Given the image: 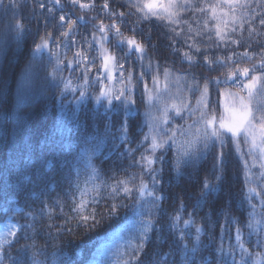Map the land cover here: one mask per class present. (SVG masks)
I'll return each instance as SVG.
<instances>
[{
	"label": "trees",
	"instance_id": "obj_1",
	"mask_svg": "<svg viewBox=\"0 0 264 264\" xmlns=\"http://www.w3.org/2000/svg\"><path fill=\"white\" fill-rule=\"evenodd\" d=\"M16 2L18 7L14 9L0 8V73L7 79V87L0 91V225L11 221L27 227V238L11 250V259L17 258V249H25L20 255L27 264H33V254L37 264H91L101 248L114 240L144 205L137 192L141 177L150 190L154 188L162 197L155 205L152 197L146 201L147 219L154 221L146 253L157 250V238L162 244L159 251L170 250L169 245L178 237L168 225L179 214L182 221H194L188 228L181 222L176 229V233H188L185 242L189 248L195 240V228L202 229L196 254L198 264H221L222 258L233 264V256L236 264H257L264 259V209L260 207L261 197L250 201L248 193L250 187L264 191V183L258 159L252 167L254 157L248 154L249 145L241 137L237 150L236 141L228 136L223 149L218 144L210 145L207 150L193 152L190 160L182 155L184 142L194 139L195 122L199 120L200 91L194 83L202 87L206 79L211 81L209 101L221 114L222 102H228L227 95L221 93L239 92L245 81L240 76L225 84V76L236 68H250L259 62L264 47L259 13H264V5L247 0L249 8L236 5L234 12L226 0H190L189 5L180 0L177 22L170 24L154 17L138 20L140 14L127 7L128 0H109L110 8L125 13L123 23L119 17H109L101 10L103 0H96V7L86 11L65 4L63 12L55 10V18L37 6L48 5V0ZM60 14L73 20L83 16L70 38L59 35ZM14 16L28 29L19 39L8 30ZM45 18L49 21L47 28ZM101 21L105 25L117 23L123 37L134 38L146 48L143 61L138 59L139 53L124 58L114 47V30L108 33L110 43L105 47L124 63L123 68H114L115 82L117 87H125L126 96L135 101L128 106L130 111L119 100L112 107L104 102L101 107L94 104L104 83L98 79L103 34L97 32L93 40L94 26ZM250 27L257 31L250 33ZM46 30L53 33L49 48L34 53V42ZM88 43L93 47L89 48ZM123 49L128 50L126 43ZM78 50L88 55L87 66L76 62L74 54ZM186 52L192 56L191 62L184 56ZM244 52L249 55H242ZM205 56L210 61L223 60L224 64L213 63L210 68ZM69 61L73 62L71 66ZM121 72L125 77L131 74V85L122 80ZM216 78L221 81L219 86ZM105 81L107 85L108 80ZM81 91L85 93L83 97ZM123 123L128 126L127 133L121 130ZM171 130H176L175 144L168 139ZM150 132L167 141L155 153L157 157L163 153V159L151 165L156 170L155 183L153 174L141 167V155L150 154L146 151L151 148ZM145 136L149 139L145 140ZM220 151L224 153L222 164L216 159ZM221 172L223 190L198 204L204 181L215 184ZM120 180L132 188L130 197L124 195L123 186L118 195L112 193ZM82 200L85 205L80 211L88 215L95 209L99 223L89 220L88 226L82 224L79 213L73 211ZM113 203L118 210L109 216ZM252 204L256 205L254 216ZM250 218L255 231L247 227ZM237 228L248 249L244 261L237 246ZM136 242L137 239L132 247ZM131 255L132 250L121 263L130 260ZM182 256V252L175 251L168 259L181 264ZM144 259L142 253L141 260Z\"/></svg>",
	"mask_w": 264,
	"mask_h": 264
},
{
	"label": "snow or ice",
	"instance_id": "obj_2",
	"mask_svg": "<svg viewBox=\"0 0 264 264\" xmlns=\"http://www.w3.org/2000/svg\"><path fill=\"white\" fill-rule=\"evenodd\" d=\"M229 3L232 10L235 12L236 5L240 8L247 9L251 5L244 0L241 3V0H226ZM190 0H183V5H189ZM65 4H70L73 8L79 7L81 10H92L96 7V0H88V2H82V0H65L62 3V0H48V5L44 3H40L37 6L43 11L46 9L47 13L53 15L55 18V10L60 9L63 12ZM258 5H264V0H257ZM18 7L16 0H7V5H5V0H0V8H5L6 10L14 9ZM127 7L132 9L134 8L137 13L140 15L137 17L138 20L141 19H165L168 23H176L175 17L180 14L182 4L180 0H165L163 3H158L157 0H128ZM101 10L105 11L109 17L116 18L119 17L121 19V23H123V17L125 16L124 12H116L112 8H110L109 0H103L101 5ZM203 11L204 9H199ZM259 25L264 28V13H259ZM96 19L95 17L92 18ZM255 19V17H253ZM83 21V16L73 20L69 16L64 14L59 15V35L64 38H70V35L73 33L76 25ZM49 21L45 18V26L47 28ZM67 29V30H64ZM8 30L10 33H14L17 39L21 38L24 33L28 31L22 20H17L15 16L13 17L12 23L8 26ZM114 30V35L116 37V44L114 47L123 53L124 58H130V55L134 53H139V60L143 61L144 54L146 52L145 45L141 42L137 41L134 38H125L123 37V33L120 31V26L117 23H112L110 25H105L102 21L98 26H94L93 30V40H96V33L103 34L100 37V56L103 61V68L105 72H108V79H111V71L109 65H112L114 68H123L124 63L122 62V58L118 57L116 53L110 52L105 45L110 43L108 40L109 31ZM134 31V29H133ZM257 29L250 27L249 32H256ZM219 34V29H217ZM53 39V33L49 31H45L44 35L39 36L38 42H34L33 52L34 53H42L45 49L49 48V41ZM87 42V41H86ZM74 44L75 41L72 40ZM128 45V50L125 52L123 49L124 44ZM233 43H238V41H233ZM251 45H249L250 47ZM88 47L92 48L93 44L88 43ZM189 48L192 45H188ZM134 50V52H133ZM199 51V48L196 49ZM77 57V63H85L87 66L88 55L85 51L78 50L75 54ZM242 55L248 56V52H244ZM184 56L192 61V56H190L187 52L184 53ZM228 60H231L232 57H227ZM206 63L211 65L213 63L216 64H224L223 60H215L210 61L207 56L204 57ZM73 62L69 61L68 65L71 66ZM90 70V69H89ZM259 73V74H257ZM122 80L126 79L128 81V85H131V74L127 77L124 76V73H120ZM165 77L168 76V72L165 71ZM143 76V73H141ZM243 76L245 81L240 85V91L236 93H221V95H227L228 102L225 104V110L223 114H218L216 111V107L212 105L209 101V84L211 81L205 80L204 84L201 85L199 83H194V87L200 91V98L197 100V104L200 106L198 108L199 111V120L195 123L202 124V129L197 127L196 134L193 140H186L184 142L185 151L182 155L188 157L190 160L193 156V152L199 153L201 149L207 150L209 146L215 147L217 144L223 149L227 144V136L233 138L236 141L237 150H239V142L240 138H243L244 143L249 145L250 156L254 157V163L252 167H255V159H258L260 163V168L262 169L260 173L261 182L264 183V47L261 48L260 59L259 62L253 64L250 68L244 67L243 69L236 68L233 71L229 72L224 79V83L227 84L233 78H238ZM53 78H55V74H53ZM99 79V77H98ZM87 81V77H85ZM155 82V78H154ZM215 84L219 86L221 81L219 78H216ZM7 87V79L0 73V91ZM145 89H147V85L145 84ZM240 93H245V95H241ZM85 93L83 91L80 92V96L83 97ZM123 98V99H122ZM97 103L101 101H106L107 104L112 107L113 100H119L125 106L126 110L130 111L131 109L128 107L131 104H134L135 101L132 100L129 96H126L125 90H118L115 95H111L105 89H101L100 94L97 96ZM202 109V110H201ZM177 115H180V111L177 110ZM163 123L167 124V119L163 120ZM191 127V126H190ZM121 130L124 133L128 132V126L126 123L121 124ZM171 136L168 139L172 140V143L175 144L176 130H171ZM183 134V133H181ZM145 140H148L149 137L145 136ZM167 141L163 137H152L151 138V148L146 149L150 154L149 155H141V167L152 173V180L155 183L156 176L154 175L155 169L151 167V165L155 164L157 161H161L163 159V153L161 156L157 157L155 155L158 149L163 148L166 145ZM217 161L221 164L224 162V153L220 151L216 157ZM216 167V165H214ZM247 168L248 165L246 164ZM248 173L246 172V183H247ZM135 179V177H133ZM141 182L139 187L137 188V192L140 197L143 198L145 193L148 196L152 197V203L155 205L157 200L162 199L161 196L156 194L155 189L148 190L147 185L144 183L143 177L140 178ZM31 182V181H30ZM223 184V175L216 176V183L210 184L207 180L204 181L202 188L198 194L197 203L199 204L200 200L203 199L205 202L208 200V197L212 195V193L216 191H222ZM121 186H123L122 191L125 196H131L132 188L128 187V182L124 180L117 181V185L112 188V193L118 195L121 191ZM249 200L251 201L254 197H261L260 207L264 209V191H257L255 187H250L248 189ZM83 195V194H82ZM98 202V201H93ZM85 205V201H81L77 207L73 208V211H77L79 213V219L84 226H88L89 220L93 222V224L99 223L97 220V213L95 209L88 215L83 214L81 209H83ZM253 216L255 215L256 205L252 204ZM183 207V204H181ZM43 211V208L41 209ZM118 210V205L116 203L111 204L109 209V216L115 214ZM184 224L185 228H188L190 225L194 224V221L191 219L183 220L179 214L174 215L171 218V222L169 223V229L177 235L178 239L175 243L169 245L168 252H161L159 248L162 247L159 238H157V250H154L151 254L145 252L146 245L149 243L150 236L149 233L153 229L154 221L149 218L144 225L142 226L141 232L137 237V242L134 247H132V255L130 260L125 261L124 264H176V261L169 260L170 256L175 255V251H180L183 253L181 264H198L196 259V254L198 252V245L200 244V233L202 229L200 227L195 228V240L192 242V247L189 248L188 243L185 242L188 233L183 232L181 230L179 233H176V229L180 223ZM229 223H231L229 221ZM257 223H259L257 221ZM31 227V225H28ZM51 227V225H50ZM247 227L255 231V226L252 223L250 218ZM60 230V229H58ZM163 231V228L160 229ZM70 232L71 229H68ZM27 232V227L23 224H14L12 222H8L5 225V230L0 232V264H27L26 260L21 258V253L25 251V249H17L18 256L15 260L11 259V250L15 248V245L20 242L21 239H26L25 233ZM236 241L237 246L240 249L241 260L244 261L245 254H248V249L245 248L244 243L242 242L240 229L236 230ZM167 243V241H164ZM28 246L26 245L25 248ZM173 249L175 251H173ZM145 255V259L141 260V254ZM33 264H37L35 260V254H33ZM206 264V262H205ZM221 264H227V260L225 258L221 259ZM233 264H236L235 256H233ZM244 264H247V261H244ZM257 264H264V259L257 261Z\"/></svg>",
	"mask_w": 264,
	"mask_h": 264
},
{
	"label": "rangeland",
	"instance_id": "obj_3",
	"mask_svg": "<svg viewBox=\"0 0 264 264\" xmlns=\"http://www.w3.org/2000/svg\"><path fill=\"white\" fill-rule=\"evenodd\" d=\"M157 2H158V0H157ZM109 68L111 71V77H112L111 79L107 78L109 73L104 71L103 61H102L101 76H100L99 80L104 82L101 85V89H105L111 95H115V93L118 90H120V89L125 90V87H121V86L117 87V84L115 82L116 78L114 77V67H112V65H109ZM243 68L244 67H241L240 69H243ZM105 80H108L107 85H106ZM101 89H100V91H101ZM97 94L99 95L100 92ZM115 101H117V100H113V102H115ZM102 102L106 103L107 107H110L106 101H101L100 103H97V99L96 98L94 99V104L97 107L103 106ZM174 102H177L176 98L174 99ZM225 104H226L225 102H222V104H221V114L224 113ZM196 127H200L202 129L203 125L197 124ZM149 135L151 138L155 136V134H151V132L149 133ZM228 136H230V134ZM150 141H151V139H150ZM258 162H260V161L258 160ZM148 190H150V189L148 188ZM148 198H150V196H148L147 193H145L143 198H141V201L144 202V205L142 206V208L139 211H137V213H135V217L131 220V222L127 223V227L120 230V232H118V234L115 236L114 240L108 242L107 244H105L101 248L100 253L96 254V256L94 257V260L91 264H122L121 261L126 259L127 255L129 253H131L132 247H130V245L133 246V243L135 242V240L137 239V237L139 236V234L141 232L142 226L148 220L147 214H146L149 211V205L146 202ZM8 222L9 221L0 225V232L5 230V225ZM252 264H256V261H252Z\"/></svg>",
	"mask_w": 264,
	"mask_h": 264
}]
</instances>
